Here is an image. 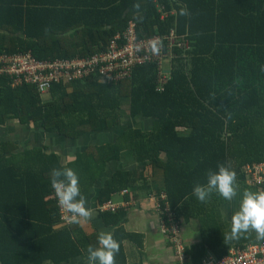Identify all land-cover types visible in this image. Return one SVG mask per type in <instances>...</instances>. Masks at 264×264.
<instances>
[{"label":"trees","instance_id":"trees-1","mask_svg":"<svg viewBox=\"0 0 264 264\" xmlns=\"http://www.w3.org/2000/svg\"><path fill=\"white\" fill-rule=\"evenodd\" d=\"M182 8L188 14L181 15ZM129 20L139 36L174 28L190 45L185 51L174 47L162 90L153 62L117 79L95 70L54 82L46 97L32 83L13 85L0 74V125L30 123L74 139L117 125L125 108L131 117L151 119L149 130L129 128L114 142L90 144L66 162L45 145L20 148L0 137V264L70 263L98 245L96 233L60 218L53 168H73L87 200L106 163L128 147L136 160L163 168L169 206L178 218L198 217L205 231L224 199L213 193L201 202L193 186L205 183L207 171L221 163L246 184L243 165L264 161V0H0V55L86 58L104 50ZM136 171L114 172L92 206L132 186ZM123 210L101 215L115 224ZM114 238L120 245L115 264H125L122 237ZM216 242V257L227 255L229 244L219 236ZM201 257L202 251L193 255V264H203Z\"/></svg>","mask_w":264,"mask_h":264},{"label":"crops","instance_id":"crops-1","mask_svg":"<svg viewBox=\"0 0 264 264\" xmlns=\"http://www.w3.org/2000/svg\"><path fill=\"white\" fill-rule=\"evenodd\" d=\"M123 112V119L110 129L88 131L74 139L55 132H45L40 128L33 127L30 123L20 124L16 121L0 125V137L13 140L20 148L35 144L45 145L48 151L57 152L61 161L66 162L75 158L77 153L86 150L90 144L99 145L114 142L129 128L139 127L143 130L151 128L150 118L131 117L126 108ZM164 155L165 153H161L162 158ZM117 170H137L136 174L133 175L135 182L132 186L115 192L111 199L107 200L118 204L115 210L124 207V214L117 223H106L101 215L100 207H93L92 204L96 202L99 189L106 179ZM139 171L142 173L140 174ZM164 175L162 167L150 166L149 159L138 161L134 157L132 149L122 148L120 157L106 163L102 175L89 190L86 207L90 209L91 215L80 220L84 231L96 233L97 236L101 231H110L113 236L117 234L122 237L125 264H193V255L197 256L201 251V260L210 255L216 257V252L220 250L216 239L218 236L224 237V234L229 231L231 216L238 209L239 199L243 191H264L259 187L255 188L247 178L244 182L248 186L236 179V195L231 200L224 199L219 205L216 203L215 219L211 222L213 226L205 231L202 230V222L198 217L191 214H187L186 217L185 214H181L178 218L176 211L170 207L180 224V239L184 245V257H181L169 235L162 232L160 216L153 207L154 202L150 200L153 194H159L161 191L165 192L167 197ZM116 230L119 232L116 233ZM260 239L257 238L254 231L249 230L238 239L223 240L229 244L227 249L229 252L233 246H244ZM63 264H87V254L74 257L70 263Z\"/></svg>","mask_w":264,"mask_h":264},{"label":"built area","instance_id":"built-area-1","mask_svg":"<svg viewBox=\"0 0 264 264\" xmlns=\"http://www.w3.org/2000/svg\"><path fill=\"white\" fill-rule=\"evenodd\" d=\"M163 6H160L161 9ZM167 12H163V18ZM188 41L175 33L174 28L152 36H139L136 22L129 20L121 33L111 37L104 50L95 52L86 58L56 57L39 59L30 51L3 53L0 55V74L10 76L12 84L22 82L34 84L38 91L45 93L54 82L71 81L86 76L91 71H99L105 78L126 77L135 67L153 62L157 66L158 90H162L170 77L172 60L176 56L174 47L185 51L189 49ZM155 49V50H154ZM185 55V54H183ZM169 65L164 66L163 61ZM114 72V74H113ZM248 181L264 190V161L257 164L246 163L243 166ZM154 202L160 216L161 230L169 235L176 251L184 257V245L180 239V224L169 206L166 193L153 194ZM59 207L60 218L65 220L66 213ZM118 204L106 201L100 205L101 210H115ZM203 264H264V238L244 246H233L223 257L207 256Z\"/></svg>","mask_w":264,"mask_h":264},{"label":"clouds","instance_id":"clouds-1","mask_svg":"<svg viewBox=\"0 0 264 264\" xmlns=\"http://www.w3.org/2000/svg\"><path fill=\"white\" fill-rule=\"evenodd\" d=\"M180 14H188L187 9L182 8ZM50 183L58 206L66 213L65 220L68 223H79L82 218L90 217L91 211L86 207L85 197L79 187V177L73 168H53ZM236 183L235 171L221 163L215 170L207 171L205 183L195 184L192 194L201 202L213 193L231 200L236 195ZM249 230L254 231L258 239L264 238V191H243L238 209L231 216L230 229L223 239H238ZM97 242L96 247L89 245L87 248V264H115V255L120 245L112 232L101 231Z\"/></svg>","mask_w":264,"mask_h":264},{"label":"rangeland","instance_id":"rangeland-1","mask_svg":"<svg viewBox=\"0 0 264 264\" xmlns=\"http://www.w3.org/2000/svg\"><path fill=\"white\" fill-rule=\"evenodd\" d=\"M163 65H164V66H168V65H169L168 61L164 60V61H163ZM44 96L46 97V96H47V93H44ZM177 129H179L180 131L182 130V128H177ZM243 166H244V165H243Z\"/></svg>","mask_w":264,"mask_h":264}]
</instances>
